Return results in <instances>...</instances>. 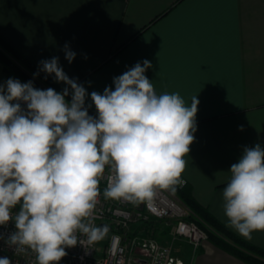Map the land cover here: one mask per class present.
Listing matches in <instances>:
<instances>
[{
    "label": "clouds",
    "instance_id": "clouds-1",
    "mask_svg": "<svg viewBox=\"0 0 264 264\" xmlns=\"http://www.w3.org/2000/svg\"><path fill=\"white\" fill-rule=\"evenodd\" d=\"M63 51L72 63L76 53L68 44ZM39 65L45 78L65 84L62 92L14 78L0 84V226L15 227L0 239L34 252L36 264H59L77 245V233L95 242L108 231L93 224L106 169V199L151 201L157 189L174 191L185 183L199 100L193 97L188 106L179 93L158 95L145 59L114 77V90L91 92L92 116L89 93L58 57ZM229 171L223 212L229 227L251 239L264 231V147L245 146ZM0 264L12 262L4 256Z\"/></svg>",
    "mask_w": 264,
    "mask_h": 264
},
{
    "label": "crops",
    "instance_id": "crops-1",
    "mask_svg": "<svg viewBox=\"0 0 264 264\" xmlns=\"http://www.w3.org/2000/svg\"><path fill=\"white\" fill-rule=\"evenodd\" d=\"M177 2L0 0V33L38 67L58 57L68 77L86 88V106L95 114L91 92L114 90L113 78L145 59L152 64L145 75L158 95L179 93L188 106L196 97L195 139L182 176L217 219L264 248V231L248 239L228 226L222 196L244 147H264V0ZM65 44L76 53L72 63L65 59ZM6 73L0 63V84ZM179 244L180 257L192 264H247L209 239L196 254Z\"/></svg>",
    "mask_w": 264,
    "mask_h": 264
},
{
    "label": "built area",
    "instance_id": "built-area-1",
    "mask_svg": "<svg viewBox=\"0 0 264 264\" xmlns=\"http://www.w3.org/2000/svg\"><path fill=\"white\" fill-rule=\"evenodd\" d=\"M109 174L106 169L93 213V224L98 227L105 224L107 233L95 242L77 233V245L66 249L67 255L59 264H192L180 257L178 242L187 243L196 254L209 235L189 219L193 215L191 209L172 189H157L151 201L106 199L103 191ZM182 179L185 183L175 188L188 185L187 179L183 176ZM14 230V223L9 222L0 226V236L6 238ZM4 256L12 264H36L34 252L27 248L17 251L0 239V257Z\"/></svg>",
    "mask_w": 264,
    "mask_h": 264
},
{
    "label": "trees",
    "instance_id": "trees-1",
    "mask_svg": "<svg viewBox=\"0 0 264 264\" xmlns=\"http://www.w3.org/2000/svg\"><path fill=\"white\" fill-rule=\"evenodd\" d=\"M183 0H178L180 3ZM160 18L157 17L156 22ZM141 29L132 37L134 40L140 36L151 24ZM126 45L117 48L112 56L117 55ZM0 63L7 69L6 78L18 79L21 83L32 81L33 85L38 89L46 90L53 88L57 92H62L63 89L50 76L45 78L46 74L39 71V68L25 53L10 42L4 35L0 33ZM39 72V75L34 76V73ZM70 96L66 99L70 100ZM89 114L96 116L94 112L88 109ZM175 194L180 200L185 203L193 212L189 217L190 220L196 221L204 228L209 240L222 250L228 252L234 257L244 261L247 264H264V248L253 244L246 239L240 237L224 223L217 219L210 210L202 205L193 195L192 187L188 183L184 188H175Z\"/></svg>",
    "mask_w": 264,
    "mask_h": 264
},
{
    "label": "rangeland",
    "instance_id": "rangeland-1",
    "mask_svg": "<svg viewBox=\"0 0 264 264\" xmlns=\"http://www.w3.org/2000/svg\"><path fill=\"white\" fill-rule=\"evenodd\" d=\"M178 249H180L182 251L183 248H182V245L181 244L178 245Z\"/></svg>",
    "mask_w": 264,
    "mask_h": 264
},
{
    "label": "water",
    "instance_id": "water-1",
    "mask_svg": "<svg viewBox=\"0 0 264 264\" xmlns=\"http://www.w3.org/2000/svg\"><path fill=\"white\" fill-rule=\"evenodd\" d=\"M101 226H105V224H102Z\"/></svg>",
    "mask_w": 264,
    "mask_h": 264
}]
</instances>
